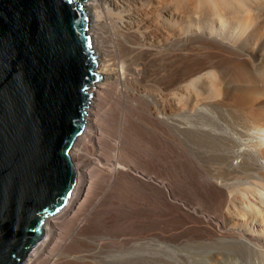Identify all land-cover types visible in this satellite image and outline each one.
I'll use <instances>...</instances> for the list:
<instances>
[{
	"label": "bare ground",
	"instance_id": "obj_1",
	"mask_svg": "<svg viewBox=\"0 0 264 264\" xmlns=\"http://www.w3.org/2000/svg\"><path fill=\"white\" fill-rule=\"evenodd\" d=\"M85 7L101 79L89 88L85 129L71 149L77 182L46 217L45 238L25 264H264V0ZM184 97L233 111L227 179L188 188L164 178L175 164L160 154L161 136L165 123L178 126ZM80 159L90 165L81 169ZM69 225L112 230L103 244L116 247L98 256L54 253L55 232Z\"/></svg>",
	"mask_w": 264,
	"mask_h": 264
},
{
	"label": "water",
	"instance_id": "obj_2",
	"mask_svg": "<svg viewBox=\"0 0 264 264\" xmlns=\"http://www.w3.org/2000/svg\"><path fill=\"white\" fill-rule=\"evenodd\" d=\"M86 0H0V264H25L77 182L101 79Z\"/></svg>",
	"mask_w": 264,
	"mask_h": 264
},
{
	"label": "rangeland",
	"instance_id": "obj_3",
	"mask_svg": "<svg viewBox=\"0 0 264 264\" xmlns=\"http://www.w3.org/2000/svg\"><path fill=\"white\" fill-rule=\"evenodd\" d=\"M183 99L185 106L182 104L184 107L178 108L173 116V121L178 126L175 127L170 122L169 124L165 123L164 136H161L163 148L160 154L165 159V163L176 165L172 168V174H164V178L168 176L172 180L190 182L188 188L190 186L193 188L194 183L192 182L196 179V183L198 181L206 182L207 179L211 180L216 177L227 179V154L230 147V143L227 141V125L229 113L233 111L229 108L209 104L203 106V103L195 100L194 97H184ZM223 105L227 107V103ZM235 107L231 109H236ZM241 107L239 105L237 108ZM227 110L230 111L227 112ZM82 146L83 142L80 143V147ZM84 148L89 159L97 157L98 150L92 141ZM74 161L77 164V157H74ZM89 165V161L85 163L80 159L81 169H85ZM175 173L178 175L172 176ZM167 227L169 226L167 225ZM62 233L63 235L60 237ZM112 235L113 231L109 229L102 230L98 227L84 231L79 227L69 225L62 228L60 232H55L54 236L57 240L53 244V252L63 254L65 257L70 255L77 257L98 256L109 253L116 245H105L103 241L111 239ZM96 259L98 260V258Z\"/></svg>",
	"mask_w": 264,
	"mask_h": 264
}]
</instances>
